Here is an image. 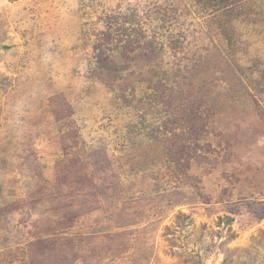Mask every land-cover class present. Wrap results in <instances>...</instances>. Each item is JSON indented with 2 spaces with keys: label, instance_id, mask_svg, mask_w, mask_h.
Returning a JSON list of instances; mask_svg holds the SVG:
<instances>
[{
  "label": "rangeland",
  "instance_id": "rangeland-1",
  "mask_svg": "<svg viewBox=\"0 0 264 264\" xmlns=\"http://www.w3.org/2000/svg\"><path fill=\"white\" fill-rule=\"evenodd\" d=\"M242 3L0 0V264H264V0ZM130 41L155 56L108 84L96 57Z\"/></svg>",
  "mask_w": 264,
  "mask_h": 264
},
{
  "label": "trees",
  "instance_id": "trees-1",
  "mask_svg": "<svg viewBox=\"0 0 264 264\" xmlns=\"http://www.w3.org/2000/svg\"><path fill=\"white\" fill-rule=\"evenodd\" d=\"M199 5L203 6V8L206 10H210L212 8L216 9L217 11H222L225 15L229 13V16L234 17L239 15L241 12H244L245 10L244 7L246 3H242V0H195ZM249 7V2L247 4ZM132 41H130L126 48L125 51L120 52V54L117 55V57H110L107 55H100L99 58L96 57V61L98 63V68H102L100 66H105L106 68H102V70H105L104 74L106 75V81L108 84H111V80H115L118 78V76L121 73V70H126L127 66L129 64L128 61H130L131 58L137 59L138 62H142L143 64H147L151 61V58L155 56L154 50L151 49L150 52H146L143 54H136L135 56H130L128 55L127 52L128 50H133V46L131 45ZM123 48V49H124ZM125 62V63H124ZM127 63V64H126ZM152 76L156 77V73H152ZM153 77V78H154ZM156 84L154 86L156 90V94L153 96V100L157 103H160L163 108L166 104L169 105L170 109H176V103H180L181 98L177 96V91L176 93H173L171 87L166 88L164 87V84L162 81L159 79L156 80ZM165 92H168L167 94ZM170 92V93H169ZM175 106V107H174ZM169 107L168 110H169ZM163 110V109H162ZM78 242H80V239H77ZM70 241V240H69ZM71 242V241H70ZM82 242V241H81ZM78 248V246H77ZM77 252L76 248L70 244L69 248H60V250H57V252H54L52 255H47L45 258H37L36 262L37 264H64L66 262H69L73 257L74 254Z\"/></svg>",
  "mask_w": 264,
  "mask_h": 264
}]
</instances>
